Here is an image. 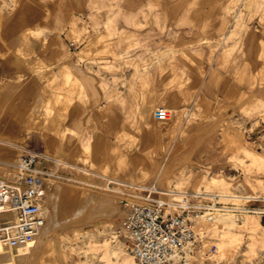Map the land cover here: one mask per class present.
I'll list each match as a JSON object with an SVG mask.
<instances>
[{
	"label": "rangeland",
	"instance_id": "obj_1",
	"mask_svg": "<svg viewBox=\"0 0 264 264\" xmlns=\"http://www.w3.org/2000/svg\"><path fill=\"white\" fill-rule=\"evenodd\" d=\"M42 1L12 0L13 7L4 10V20L10 24L4 28V21L0 25V54L16 67V75L0 78V138L17 145L29 143L52 156L80 163L93 175L82 173L85 182L59 185L83 187L95 192L92 198L109 193L117 207L111 214L95 212L92 216L86 211L80 218L61 213L57 223L52 220L48 227L57 229L54 246L59 250L40 254L36 264H115L121 257L132 256L125 236L111 240L117 235V218L122 214L119 195L96 187L97 174L131 183L156 180L171 191L222 195L226 211L212 220L197 218V244L184 258L169 264H264V0H251L248 7L247 0L183 4L182 12L189 11L182 16L186 19L178 22L176 35H172L173 28L167 29L165 51L145 65L149 66L146 88L157 86L159 60L165 75V99L159 102L150 95L145 100L150 119L145 114L140 119L156 124L155 132L143 131L141 125L137 132H127L132 127L116 113L109 119L115 132L95 131L88 147L68 140L69 151L62 156L55 151L61 146L55 114L81 111L76 98L80 81L70 66L109 55L99 48L111 47V40L108 34L79 26L72 12L67 38L76 42V46L70 43L73 50L58 35L47 38L41 28L52 7ZM191 7L194 13L190 14ZM149 11L156 10L151 7ZM150 17L143 26L167 25V21ZM55 44L58 53L50 52ZM63 55L66 73L60 86L54 67ZM160 106L169 108V119H155L154 112ZM18 153L0 144V175L8 171L2 161L15 162ZM49 209L55 215L52 198ZM249 218L252 228L247 224ZM76 227L80 231L72 230ZM87 230L93 232L90 252L81 253L78 241L84 236L79 233ZM222 236L226 241L220 240ZM94 239L101 243L94 244ZM212 243L221 251L214 254L217 247Z\"/></svg>",
	"mask_w": 264,
	"mask_h": 264
},
{
	"label": "crops",
	"instance_id": "obj_2",
	"mask_svg": "<svg viewBox=\"0 0 264 264\" xmlns=\"http://www.w3.org/2000/svg\"><path fill=\"white\" fill-rule=\"evenodd\" d=\"M193 0H43L49 8V15L42 32L50 38L58 35L73 50L70 43L76 42L67 38L71 28L70 12L78 18V25L82 28L89 27L99 34H108L111 47H100L99 51H109V55L100 56V59H85L74 63L71 71L80 81L76 98L80 101V112H56L55 131L60 134V145L55 148L58 155L69 151L66 142L81 144L88 147L93 142V134L98 132H115L109 119L116 113L127 119L126 124L131 129L127 132H137V126L144 127L143 131L155 132L156 124L150 120L141 122L145 114L150 119L145 100L152 95L153 99H165V75L161 73V62H158L157 86L151 89L145 87L149 79L145 76L146 64L156 54L165 51L168 28L179 29L178 22L186 19L181 6H193ZM38 3V2H37ZM12 0H0V25L9 26V20H4V10L12 8ZM154 7L156 11L150 12ZM9 10V9H8ZM189 13V11H187ZM194 7L190 8V14ZM151 15V17H150ZM158 19L166 22L159 28L143 26L145 21ZM171 34V33H170ZM2 29L0 30V41ZM66 36V38H65ZM39 49V45L36 46ZM63 54L68 55L66 46H61ZM50 52L58 53L59 47L55 44ZM57 59L54 71L61 86L64 81L65 59ZM16 75V67L10 64L7 57L0 54V78ZM192 110V103H190ZM149 115V116H148ZM155 117V116H154ZM156 119V118H155ZM157 120V119H156ZM150 125L149 129L146 128ZM114 140V137L112 136ZM46 150V149H45ZM67 160V159H66ZM74 164L80 165L68 160ZM155 181V180H153ZM153 181L140 182L151 183ZM159 184V183H158ZM160 185V184H159Z\"/></svg>",
	"mask_w": 264,
	"mask_h": 264
},
{
	"label": "built area",
	"instance_id": "obj_3",
	"mask_svg": "<svg viewBox=\"0 0 264 264\" xmlns=\"http://www.w3.org/2000/svg\"><path fill=\"white\" fill-rule=\"evenodd\" d=\"M154 116L165 120L169 112L160 106ZM18 149L15 164L7 165V174L0 175V241L11 248L35 239L46 226L52 180L80 182L76 173L83 171V167L29 143ZM103 184L120 194L124 215L119 213L116 232L118 238H127L126 249L136 264H169L184 258L198 242L195 220L215 219L226 211L222 195L185 192L177 197L156 180L131 183L105 176Z\"/></svg>",
	"mask_w": 264,
	"mask_h": 264
},
{
	"label": "bare ground",
	"instance_id": "obj_4",
	"mask_svg": "<svg viewBox=\"0 0 264 264\" xmlns=\"http://www.w3.org/2000/svg\"><path fill=\"white\" fill-rule=\"evenodd\" d=\"M250 2H251V0H247L246 7L249 6ZM242 22H241V27L243 26ZM260 43H261V40H260ZM148 67H145L144 69H147ZM1 84H2V81L0 79V85ZM165 109L168 112H170L169 108H165ZM167 119H169V117ZM0 144L8 146L10 148H14L16 150H19L18 149V145L15 144L14 142H12L11 140H8V139L6 140V139L0 138ZM11 159H13V158H11ZM10 161H4L3 160L2 162L3 163L5 162L6 165H9V164H15V162L17 160L15 162H10ZM0 172H2V170ZM4 173H5V171H4ZM82 173L83 174H86V173H90L91 174L92 172H91V170H88L87 168H83V171L81 172V174H80V172L77 173L78 174V180L81 181V182H85V180L82 178ZM5 174H7V172ZM92 175H93V173H92ZM97 175H96V177L98 179L96 178V180L93 182V184L96 185V187H98V188L102 187L101 190H108V191H111V192H113L115 194H118L120 196V194L118 192H115L116 190H114V189L113 190L107 189V188L105 189V187L103 186L104 185L103 182H104V177L105 176L101 175V174H97ZM79 178H81V179H79ZM99 178H101V179H99ZM97 181H98V184H97ZM59 184H61V181L52 180V185H53V187H55V191H53V192L50 191L47 194V199L49 200L50 198H52V200H53V208L55 210L54 211L55 215L54 214L52 215V213L50 212V209H49V211L47 213V224L44 227V229L42 230L41 234L39 236H37L35 239H33V240H30V241H28L26 243L19 244L15 248L8 247V246H6L4 243H2L0 241V264H36L37 259L39 260V258L40 259L42 258L40 254H43V253H46V252H50L52 250L58 251L59 249L56 246H54L55 236L58 235L57 229H55V227H54L53 230H50L48 227H49V224L51 223L52 220L53 221L56 220V223H57V219L56 218L61 213L62 214L63 213H67V215L71 214V216L74 217V218H80L84 214V212H86V211H89L90 212L89 214L96 212L97 215L98 214H105L106 215V214H111L117 207L113 196L111 194H109V193L102 194V195H100L98 197L92 198V197H90V195H91V193H95V192L91 191L89 193L87 191L88 189L87 190L83 189V187L81 189H79V188L77 189L75 187L76 188L75 189V188L70 187V186H61ZM173 191H175L173 194L177 195V197H179L183 192H185V191H179V190L178 191L173 190ZM91 196H93V194ZM94 196H95V194H94ZM69 215H68V217H69ZM91 215L93 216V214H91ZM123 215L124 214L122 212V214H120V217L123 216ZM60 217L61 216H59L58 218H60ZM207 219L208 220H212L210 218H207ZM251 223H252V219L249 218L247 224L249 225L250 228H252V226H253V224H251ZM85 224H88V223H85ZM214 224L215 223H211L210 225L212 226ZM86 229H88V228H86ZM193 229H194V231L197 234V224H195V222L193 224ZM67 230H69V228H67ZM72 230H75L76 232L80 231V229H78L77 227L74 228V229L72 228ZM70 231H71V229H70ZM105 231H106V229H104V232ZM79 234L84 236L83 240L78 241L80 252L81 253L90 252V243L92 241L93 232L90 231V230H87V231L80 232ZM212 234L216 235L217 232L215 230H213ZM116 237H117L116 234L112 235V238H111L112 242H113V240ZM58 238H60V237H58ZM61 240L64 241L65 238L61 237ZM220 240L221 241H226V237L222 236ZM93 243L94 244H98V243H101V241L98 240V239H94ZM212 244H213L212 246L216 245V247H217L215 252H214V254H216V252L221 251V250H219V246L216 243H212ZM63 249H64V245H61L60 251L63 252ZM128 256L121 257L120 259H118L116 261L115 264H133V260L131 259V257L133 256L132 258L135 259L134 255L132 254L131 257H128Z\"/></svg>",
	"mask_w": 264,
	"mask_h": 264
}]
</instances>
